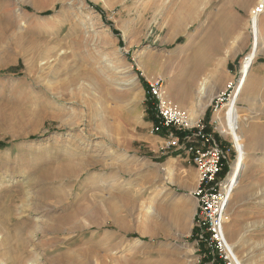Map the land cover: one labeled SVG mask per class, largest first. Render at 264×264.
I'll return each instance as SVG.
<instances>
[{
    "label": "rangeland",
    "instance_id": "374dc122",
    "mask_svg": "<svg viewBox=\"0 0 264 264\" xmlns=\"http://www.w3.org/2000/svg\"><path fill=\"white\" fill-rule=\"evenodd\" d=\"M229 1L0 0V264L18 253L23 264H264V18L252 26L259 0ZM141 80L186 115L185 129L209 126L224 152L218 181L231 186L240 161L228 254L197 241L198 202L189 236L142 230L148 185L130 183L127 229L111 224L116 179L135 180L116 168L148 155L140 136L154 135ZM156 152L172 150L161 139Z\"/></svg>",
    "mask_w": 264,
    "mask_h": 264
},
{
    "label": "crops",
    "instance_id": "0c3cea01",
    "mask_svg": "<svg viewBox=\"0 0 264 264\" xmlns=\"http://www.w3.org/2000/svg\"><path fill=\"white\" fill-rule=\"evenodd\" d=\"M197 77L198 75H195L194 80ZM207 110L204 109L198 112L197 115L204 117ZM152 127L153 123L148 119L145 128H149L150 131ZM207 128L210 131L209 126ZM140 139L146 144L150 152L146 156L137 154L130 158L131 161H127L116 168L117 174L123 179H128L132 174L135 180H126L124 184V182L120 183L118 178L116 179V192H120V198L117 197L115 202L113 198L111 199V224L115 225L120 231H125L127 220L132 216H136L129 199L132 186L130 183L132 182L133 186H135V183L142 186L148 185V192H152V213L149 211V206L144 212L141 211L143 208L138 206L137 215L143 221L148 220V226L143 225L142 230L148 229L152 225V230L159 233L169 228L174 232L179 231L181 233L184 231V235L189 236L194 227L197 211V200L193 196V192L198 186L197 171L190 160V156L182 151L168 154L156 152L157 145L162 139L159 136H149L145 132L140 136ZM113 167L114 165L111 164L112 178H114ZM113 185L112 182V191L114 190ZM175 237H181V234Z\"/></svg>",
    "mask_w": 264,
    "mask_h": 264
},
{
    "label": "built area",
    "instance_id": "2783aa9c",
    "mask_svg": "<svg viewBox=\"0 0 264 264\" xmlns=\"http://www.w3.org/2000/svg\"><path fill=\"white\" fill-rule=\"evenodd\" d=\"M252 16V20L254 18L258 22L260 18H264V0L254 8ZM158 90L157 85H152L149 94L156 101V118L159 126L167 131L166 137L163 138L164 145L172 152L182 151L189 155L199 174L201 187L193 194L200 209L196 220L197 229L200 231L197 241L205 243L209 249L225 253L224 219L231 194L226 191L224 185L227 177L221 181L217 180L224 152L205 126L197 125L192 131L185 129L188 126L186 115L162 102L158 97ZM177 133H181V136Z\"/></svg>",
    "mask_w": 264,
    "mask_h": 264
},
{
    "label": "bare ground",
    "instance_id": "6f19581e",
    "mask_svg": "<svg viewBox=\"0 0 264 264\" xmlns=\"http://www.w3.org/2000/svg\"><path fill=\"white\" fill-rule=\"evenodd\" d=\"M243 1V2H242ZM263 0H259L258 1V3H257V5L258 4H260V2H262ZM247 2V1H246ZM229 4L230 5H236V4H245V0H230L229 1ZM248 4V3H247ZM191 6V5H190ZM189 5H188V8L190 7ZM182 7V6H181ZM190 9V8H189ZM254 10V9H253ZM252 13H253V11L251 12V15H252ZM224 15V16H223ZM223 17H222V19H221V23H220V28H218L217 29V31L220 33V39H219V41H216L217 42V50L218 49H220V48H222V47H224V45H225V43H226V38L229 36V31H227L226 32V30H225V26L227 25V22L229 21V17H227L226 15H225V13H223ZM253 17V16H252ZM255 22H257L254 18H253V20H252V26L254 25V23ZM217 32V33H218ZM217 35V34H216ZM217 36H219V35H217ZM257 42H255L254 41V46H253V48H252V50H254L253 52H251L250 54H249V56H248V59H247V63H246V65L244 66V68H243V70H242V76H244L245 75V73H246V67H247V65L249 64V63H251L252 62V60H253V58L255 57V55H256V47H257ZM229 53H227V55H228ZM197 74H198V72H197ZM72 83V82H71ZM69 85V84H68ZM193 121V123L191 122V124L192 125H194L196 122H195V120H192ZM195 122V123H194ZM241 164H240V161L238 160V161H236L234 164H233V166H232V171H231V175H230V177H229V180L232 182V184H231V186L232 185H234L235 183H236V181H237V179L239 178V175H240V172H241ZM104 185V181L102 180V179H100V180H96L94 183H93V186H92V188H94V189H96V188H99V187H102ZM224 185H225V187H226V191L229 193L230 192V194H231V186H229L228 185V181L226 182H224ZM229 197H230V195H229ZM10 240V239H9ZM224 244V246L226 247V244L225 243H223ZM16 249V248H15ZM18 250V249H17ZM19 251V250H18ZM226 252H227V254H228V251H227V247H226ZM11 253H13V252H11ZM16 253V252H15ZM15 253H13V254H15ZM19 254V253H18ZM14 255L13 256V258L11 259V262L9 263V264H23V259H22V256H20V255ZM21 255H23V253H20Z\"/></svg>",
    "mask_w": 264,
    "mask_h": 264
},
{
    "label": "trees",
    "instance_id": "16d2710c",
    "mask_svg": "<svg viewBox=\"0 0 264 264\" xmlns=\"http://www.w3.org/2000/svg\"><path fill=\"white\" fill-rule=\"evenodd\" d=\"M89 5L92 6L91 4H89ZM92 7L98 13L103 14L101 9H99L98 7H94V6H92ZM47 13L48 12H46L44 14H47ZM113 32L115 34H117L115 31H113ZM261 62L264 63V60H262ZM141 83H142L143 88H144V90L146 92V97H147V99H146V103H147L146 104V114L149 117V120L153 123L154 135L155 136H159V137H161L163 139V138L166 137L167 131L159 126L158 120L156 118V101L150 97V94H149L150 86L147 83H145L144 81H142V80H141ZM211 110H212V107L208 108V110L206 112V115H205V122L204 123L208 122ZM205 127H206L207 132H210L208 130L207 126H205ZM177 134H178V136H181V133H177ZM0 146H2V145L0 144ZM225 171H226V168L222 170L221 175L225 174ZM203 261L206 262V263H209L210 259H209V257H206Z\"/></svg>",
    "mask_w": 264,
    "mask_h": 264
}]
</instances>
